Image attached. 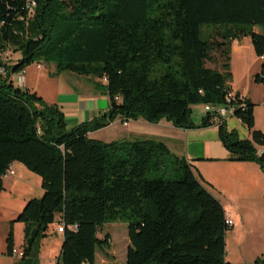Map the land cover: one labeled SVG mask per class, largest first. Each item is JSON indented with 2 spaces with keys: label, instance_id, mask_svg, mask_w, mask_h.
I'll return each instance as SVG.
<instances>
[{
  "label": "trees",
  "instance_id": "obj_1",
  "mask_svg": "<svg viewBox=\"0 0 264 264\" xmlns=\"http://www.w3.org/2000/svg\"><path fill=\"white\" fill-rule=\"evenodd\" d=\"M205 26L221 41L202 40ZM256 26H264V0H0V195L15 163L38 176L43 191L9 222L4 255L14 256L13 226L22 223L16 264H38V242L56 222L65 227L56 264H95L97 249L110 248L109 236L98 237L102 227L123 222L126 264H230L225 236L232 227L211 185L191 165L161 142L102 144L88 134L118 118L166 120L182 130L215 126L227 161L255 163L264 174V154L257 156L215 111L199 125L191 120L192 106L231 107L251 133L255 105L228 85L229 47L248 36L264 58ZM213 51L220 70L207 66ZM7 52L20 59L5 64ZM34 63L54 65L55 75L89 79L108 98V112L68 129L57 106L11 82ZM254 81L264 84V64Z\"/></svg>",
  "mask_w": 264,
  "mask_h": 264
},
{
  "label": "rangeland",
  "instance_id": "obj_2",
  "mask_svg": "<svg viewBox=\"0 0 264 264\" xmlns=\"http://www.w3.org/2000/svg\"><path fill=\"white\" fill-rule=\"evenodd\" d=\"M216 29L212 26H205L202 29V40L221 41L216 37ZM253 32L258 35H264V26H256ZM229 74L230 78L228 85L231 87L233 94L244 92L250 95L252 103L256 105L254 109V125L251 133L248 134V139H242L239 130L230 129L237 133L241 140H249L257 156L264 154V84L255 83V76L261 73V66L264 64V58H258L253 50L250 37L244 36L239 40H235L229 47ZM5 64H15L19 59V54L7 52L1 56ZM212 61L207 63V66L220 70L222 60L218 52L213 51L211 54ZM36 63L27 67L24 71V80L35 85V92L47 106H57L63 113L62 105L70 93V88L73 89L69 78H77L86 80V78L65 73L55 75L54 65H41L40 69L36 68ZM76 80V79H75ZM191 120L195 125H199L201 120L205 118L206 111L204 105H196L191 107ZM64 115V113H63ZM234 117L229 115L224 119L231 120ZM236 119V118H234ZM247 130L243 125H241ZM73 128V127H72ZM217 128V127H215ZM68 129H70L68 127ZM218 131V128H217ZM254 133H257L263 142L255 139ZM105 144V140H97ZM226 151V150H225ZM227 152V151H226ZM255 166L254 168L261 174L262 186L259 190L254 191L250 198V210L244 216V220H239L235 223L234 228H230L225 236V261L230 264H253L257 259H264V174L255 163H247ZM196 172V171H195ZM16 174V170L14 169ZM32 176H38L31 173ZM10 178L12 176H9ZM6 180V179H5ZM247 190V189H246ZM217 200L224 202V198L218 192H212ZM12 195L6 194V199L3 198L0 202V264H16L20 257H6L5 239L9 231V222L16 219L22 212L24 206L20 209L23 201L26 203L30 200L41 199L43 191L37 179L20 177L17 180V186ZM254 196V198H253ZM14 251L16 254L22 253V245L24 239V226L22 223H15L13 226ZM57 223L49 228L46 237L41 238L38 242V249L35 258L38 264H56L59 256L62 235L56 231ZM105 236L110 237V248L105 252L97 249L95 254V264H126L127 249L129 247L127 224L123 222L109 223L102 227L98 234L100 239Z\"/></svg>",
  "mask_w": 264,
  "mask_h": 264
},
{
  "label": "crops",
  "instance_id": "obj_3",
  "mask_svg": "<svg viewBox=\"0 0 264 264\" xmlns=\"http://www.w3.org/2000/svg\"><path fill=\"white\" fill-rule=\"evenodd\" d=\"M70 77L72 84L75 85L73 89L70 88V93L64 101L66 105L61 104L69 128L90 122L108 112V98L97 90L89 79L80 80L73 78L74 76ZM34 86L33 83L29 85L25 81V88L36 93ZM237 94L252 103L250 95L244 92ZM225 123L230 129L239 130L242 139H248L249 132L241 127L239 120L233 118L226 120ZM88 138L94 141L105 140V144L147 140L163 143L172 155L184 159L207 184L211 185V188H208L210 192H218L224 198V202L218 201L225 211L226 219L232 221V228L236 222L244 220V216L248 214L252 201L250 193L254 194V191L262 186L263 178L254 168L255 166L227 161L228 153L219 142L215 126L206 129L182 130L175 128L166 120L150 124L143 119L124 122L118 118L107 128L88 134ZM12 167L16 170V174L11 178L3 179L4 191L0 195V202L3 198L6 199V194L12 195L11 192L14 191L20 177L37 179L41 187L40 178L32 176L22 165L15 163ZM25 204L26 201H23L18 211Z\"/></svg>",
  "mask_w": 264,
  "mask_h": 264
},
{
  "label": "built area",
  "instance_id": "obj_4",
  "mask_svg": "<svg viewBox=\"0 0 264 264\" xmlns=\"http://www.w3.org/2000/svg\"><path fill=\"white\" fill-rule=\"evenodd\" d=\"M27 10H28V13L29 15H32L33 13V10L35 8V3L30 1L28 4H27ZM36 68L37 69H40L41 68V65L40 64H37L36 65ZM1 73L3 74V71H1ZM11 82L13 83V85L17 88H20V89H24L25 88V80H24V72H21L19 73L18 75H15V76H12V78L10 79ZM103 83H105V80H103ZM234 98V95L233 94H230L228 96V102H230V99ZM241 99V97H240ZM205 111L206 112H213L215 111L216 114L220 117V119L224 120L228 115L230 117H233V112H234V109L233 108H218V109H214L210 106H205ZM126 125V124H125ZM15 175L14 173V170H13V167L10 166L8 168V170L6 171V174H5V177H9V176H13ZM226 224L229 226V227H232L233 224H232V221L226 219ZM76 228V226H73L71 227L72 230H74ZM64 225L63 223H58L57 224V228H56V231L58 234H62L64 232ZM13 255L14 257H21V253L20 254H16L15 251L13 252Z\"/></svg>",
  "mask_w": 264,
  "mask_h": 264
}]
</instances>
